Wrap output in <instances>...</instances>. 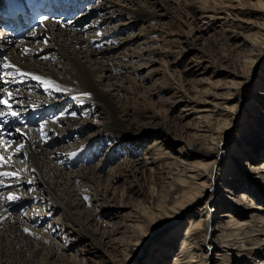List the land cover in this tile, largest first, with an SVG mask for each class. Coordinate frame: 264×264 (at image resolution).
Here are the masks:
<instances>
[{"label":"rangeland","instance_id":"1","mask_svg":"<svg viewBox=\"0 0 264 264\" xmlns=\"http://www.w3.org/2000/svg\"><path fill=\"white\" fill-rule=\"evenodd\" d=\"M167 1L171 4L173 19L162 16L152 23L155 29L161 28L153 35L157 39L153 43L156 48L154 54L143 55L144 58L148 56L147 58L154 61L148 63L149 60L146 65L143 64V68L137 74L131 75L128 80L124 79L127 85L135 82L137 84V87H130L131 92L125 95L127 99L123 106L129 120L134 122L131 131L146 136L133 140H120L115 137L116 135L102 136L87 149V156L90 153L96 157L95 161L82 162L83 157L87 160L85 152L83 153L85 155L77 156L69 168L64 165L66 171H77L87 165H99L98 173L101 175L99 185L103 188L108 184L107 202L95 200L92 188L86 191L81 188L86 192L82 196L83 200L87 202L89 208L97 212L89 229L95 231L102 241V250L90 254L93 249L88 250L87 241L79 243L82 238L76 237L75 234L74 236L70 234L71 236L68 237L69 230L61 233V222L64 220L60 211L46 210L40 203L31 202L25 207L26 209L21 206V211H17L19 215H24L34 207L38 209L37 212L43 211L49 214L45 218L37 217L42 219V223L33 226L59 245L72 246L60 252L66 255L62 264H154L155 257L158 259L156 264H173V259L179 253L178 238L173 234L177 227L184 223L188 224L189 219L194 217L193 213L198 216L196 212L199 208L204 211L202 212L204 216L201 213V220L209 215L210 221L205 243L201 244L202 241H199L195 249L197 256L194 264H264V250H247L244 251L245 255L242 253V257L226 255L225 252L219 251L217 257L213 259L210 249L208 250L209 246H216L221 239L223 242L228 239L231 243L236 240L235 243L243 247L256 246L264 239V210L255 208L264 206V192L260 190H264V174L257 175L250 170L264 162V150L255 154L256 160H251L246 157V149L243 156L237 153L239 149L235 148L232 140L234 134L245 136L248 140L258 135L264 137V60H260L264 49V0ZM215 16L220 17V20H216ZM93 17V15L91 18L88 16V19H85L86 23L87 21L89 23ZM74 31L84 36L89 34L85 28L82 31ZM126 35V31H121L115 38H123ZM253 39H261L258 41L259 44L261 43L259 51L250 42ZM135 45L136 42L132 47ZM194 46L195 48L192 49ZM138 63L140 64L141 61ZM247 80H249L246 84L247 89L237 93L236 90L245 85L244 81ZM233 81L239 82L237 89L233 88L235 86V83H231ZM109 83L105 80L104 85L99 87L107 88ZM101 93L106 97L107 94ZM123 94L122 91L118 95L123 96ZM192 99L195 102L191 101ZM206 101L209 104L204 105L215 111L213 115L209 114L207 118L201 119V122L203 120L205 123L199 125L189 108L192 106L196 109L199 104L197 102ZM72 103L73 101L64 104L63 109L58 113L62 115L65 109H68L67 106L71 107V110L72 108L77 110V106H71ZM93 110H95L94 116H90L91 121H94L92 123L105 118L106 114L101 111L102 109ZM83 111L82 109L77 113L81 114ZM230 122H233L232 126L225 129L226 124ZM125 125L129 128V124ZM203 126H209V132H205V137L202 139L195 138L193 135ZM93 129L83 132L82 137L76 135L73 138L61 139L50 147L73 148L85 138L86 133L94 136ZM255 130L259 131L257 135L254 134ZM199 134L203 133L199 132ZM211 135H214V141L224 136L220 148L226 158L221 159L215 166L220 167L226 160L229 161L231 171L225 179L229 182L220 180L217 187L213 185L176 216L171 213L173 208L190 190L193 192L198 188L193 184L180 187L175 180L176 170L173 173L168 167L176 166L179 160L191 164L213 160L210 156L193 151L206 150L202 146L210 145L208 143ZM228 139L232 141L228 142ZM155 140L159 143L153 145ZM155 146L161 147L155 150ZM188 152H195L196 155L188 156ZM58 161L66 163L64 160ZM126 162L136 165L135 175L133 173L128 175L130 172L125 171ZM24 169L25 167L21 171ZM245 172H248L247 178ZM174 184L178 186L176 189L173 188ZM11 189L13 188H10V191L9 188L3 190L5 200L16 196L12 195ZM39 190V188L36 190L37 193ZM241 195H245V199L241 198ZM214 198H221L224 203H217ZM232 205L235 209L230 208ZM247 205H253L254 208L244 214L248 209ZM143 216L147 218L146 221H142ZM54 219L58 222L53 223ZM240 223L241 225H238ZM215 224L220 225L218 230L210 232ZM222 228L225 230L221 231ZM71 240H75L72 242L74 246L71 245ZM78 249L89 252L82 254L77 251ZM232 251L234 250L227 252L232 253Z\"/></svg>","mask_w":264,"mask_h":264},{"label":"bare ground","instance_id":"2","mask_svg":"<svg viewBox=\"0 0 264 264\" xmlns=\"http://www.w3.org/2000/svg\"><path fill=\"white\" fill-rule=\"evenodd\" d=\"M75 4L77 8H83L80 17L68 18L66 23L60 26L54 22L46 23L35 33L38 38L37 41L17 43L13 40L7 48L5 46L1 47L4 49V58L0 62V68L7 67L8 69H6L7 71H0V78L2 79L0 87L7 81L8 77L13 78V81L9 83L8 87L2 88L6 103L0 104V108H18V110L24 108L28 113L34 115L36 120L41 116L49 120H55L51 122L47 130L43 127L36 130L28 127L17 130L19 140L12 142L9 150L6 147L0 149V157L3 158L0 161V173L9 174L0 176V264H62L66 255L64 252H60L72 247H69L70 245L68 247L59 245L54 239L44 236V232L42 234V231L34 229L39 222L42 223L41 216L45 218L48 213L37 212L38 209L31 206L24 215L17 213L19 206L28 207L30 202L33 204L40 203L41 207L45 206L46 210L60 211L64 220L61 222V233L69 230L68 237L71 236L70 234L72 236L75 234L76 237L82 238L79 243L87 241L88 250L93 249L90 254L101 251L102 241L95 231L89 229L97 212L87 206V202L83 200L82 196L86 189L92 188L95 200L106 201L107 192L109 191L108 184L103 188L99 185L101 181V175L98 173L99 165H87V167L84 166L77 171H66L64 168L66 166L69 168V165H72L80 154L86 152V155H83L87 156L88 147L102 136L116 135L115 137L120 140H133L141 136L137 132L133 133L131 131L134 122L129 120V116L123 109L124 101L127 99L125 95L131 92L132 88L130 87H137V84L135 82L127 85L124 79L128 80L131 75L137 74L143 68V64L146 65L149 60L148 63L154 61L147 58L148 56L143 57L145 54H154L156 47L153 43L157 39L153 35L161 30V28L155 29L152 23L158 21L162 16L173 19L171 4L167 0H75ZM92 15L94 16L92 20L86 23L85 19L87 20L88 16L91 18ZM215 19L220 20V17L215 16ZM148 24L149 28H147ZM74 25H81V30L77 31H82L85 28L89 34L84 36L82 33L74 31L76 30L73 28ZM121 31H126L127 35L123 38H115L117 33ZM0 32L3 35L7 33L2 30ZM258 41H261V39L250 40L259 51L261 43L259 44ZM134 42L137 46L132 47ZM194 48L195 46L192 47V49ZM260 60H264V49ZM139 61H141L140 64ZM144 61L146 62L144 63ZM129 72L131 74H128ZM33 77H38V79ZM105 80L110 82L107 88L99 87L104 85ZM248 81H244L245 85L241 86L242 88L240 87L236 92L245 89ZM22 83L26 84L25 88L11 87L13 84L20 87ZM231 83H235L234 89L238 88L239 82L233 81ZM122 91L123 96H119V92ZM101 92L108 96L104 97ZM85 93L88 95H84ZM72 101L71 106H77V110L73 108L71 110V107L67 106L68 109H65L62 115L58 113L59 110L63 109L64 104L67 105ZM197 103L199 104H197L196 109L191 106L189 111L193 113L200 125V123H205L203 120L201 122V119L207 118L209 114L213 115L215 110H211L204 105L205 103L209 104L208 101ZM94 108H100L106 114L104 119L101 118L96 123H92L93 120L90 119V116L94 114ZM82 109L84 111L78 114L77 112ZM68 111L72 112L68 113ZM232 123H227L225 129H229ZM125 124H129V128ZM92 129L95 130L94 136L86 133L85 138L76 143L73 148H67V146L50 147L54 142L58 143L61 139L73 138L76 135L77 137L81 136L83 132ZM209 130V126H203L193 136L202 139L205 137V132H209ZM199 132L203 134H199ZM257 132L259 131L255 130L254 134ZM145 136L146 134L142 135L141 138ZM232 137V140H234L233 145L239 149L237 153H240L241 156L245 155L244 149H246V157L256 160L255 154L264 150V137L262 136H254L249 140L245 136L235 134ZM214 138V135H211L210 143H208L210 145L202 146L206 150H193L197 154L210 156L213 160L202 161L197 164L179 160V164L177 163L176 166L168 167L173 173L176 170L174 173L176 175L175 180L180 187L193 184L198 188L193 192H190V190L186 196L183 192L185 197L173 208L172 214L176 216L181 214V210L188 208L205 191L211 189L213 185L217 187L220 180L225 181L226 175L231 171L228 160L220 167L215 166L217 162L226 157H224L225 154L220 148L224 136L222 139L218 137L216 141L213 140ZM232 140L228 139V142ZM158 143L155 140L152 144ZM160 147L155 146L154 149L157 150ZM195 152H188L187 155H196ZM95 158L89 153L87 160L83 157L82 162L92 163ZM99 159L101 160L102 157ZM19 160L23 161L19 162ZM58 160H64L67 164L63 161L59 163ZM124 165H126L125 171L130 172L128 175L131 173L135 175L137 170L134 166L136 165L129 164V162ZM24 167L25 169L21 171ZM250 170L257 175L264 174V162ZM22 172L23 175H21ZM213 172L214 174L216 172V175ZM245 173L247 178L248 172ZM68 174L71 175L66 176ZM225 182L228 183L229 180ZM11 184L15 185L12 195H16L17 198L11 195V198L5 200L1 189ZM177 187L176 184L173 185L174 189ZM38 188L40 190L37 193ZM81 188L85 191H82ZM260 190L264 192L263 189ZM18 197L21 198V201L18 200ZM245 197V195H241V198L245 199ZM214 200L217 203H224L221 198H214ZM252 206L249 205L244 214L253 209ZM230 208L235 209L233 205ZM255 208L264 210L262 205ZM202 212H204L203 209L199 208L196 212L198 216L193 213L196 218L191 217L188 224L184 223L176 228L173 235L178 238L179 253L173 259V264H194L197 256L195 249H197L199 241H202L201 244L205 243L210 221L209 215L201 220ZM40 213L42 214L40 215ZM39 216L40 218H37ZM202 216H204L203 213ZM146 219L144 217L142 221H146ZM55 220H52V222L57 223L58 221ZM211 221H213V218ZM49 223L51 224V221ZM34 224L36 226H33ZM238 225H241V223ZM219 226V224H215L210 232L218 230ZM223 230L225 228H222L221 231ZM223 236L225 237V235ZM246 237L249 236L246 235ZM246 240L248 241L247 238ZM73 241L75 240H71V243ZM235 242L236 240L232 243L228 242V239L223 242L221 239L216 246H209L211 259L216 258L219 251L225 252L226 255L242 257L243 254L245 255L244 251L247 250H264V239L258 245L248 247H243ZM71 245L74 246L75 244L72 243ZM88 250L78 249L77 251L87 254ZM231 250L234 251L232 253L227 252ZM260 255H263V253H260ZM206 259L208 261L209 251L206 254ZM157 261L158 259L155 257L154 264ZM213 262L215 261L213 260Z\"/></svg>","mask_w":264,"mask_h":264},{"label":"snow or ice","instance_id":"3","mask_svg":"<svg viewBox=\"0 0 264 264\" xmlns=\"http://www.w3.org/2000/svg\"><path fill=\"white\" fill-rule=\"evenodd\" d=\"M34 79H38V77H33ZM84 95H88L87 93H85ZM3 103H6V101H4V100H0V104H3ZM10 107V106H9ZM13 115H15V113H13ZM21 147H22V145H21ZM3 160V158L2 157H0V161H2ZM0 175H9L8 173H0ZM11 198V197H10Z\"/></svg>","mask_w":264,"mask_h":264}]
</instances>
